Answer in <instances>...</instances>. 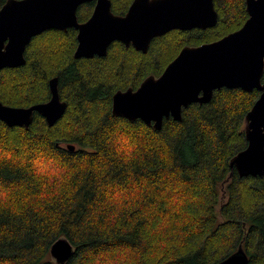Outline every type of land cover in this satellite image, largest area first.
Listing matches in <instances>:
<instances>
[{
    "label": "trees",
    "instance_id": "trees-1",
    "mask_svg": "<svg viewBox=\"0 0 264 264\" xmlns=\"http://www.w3.org/2000/svg\"><path fill=\"white\" fill-rule=\"evenodd\" d=\"M111 1L120 15L133 0ZM95 3L79 6V21ZM214 3L216 26L173 29L146 53L115 41L105 56L76 58L78 31L48 29L32 38L24 65L0 70L4 104L48 101L53 77L67 102L52 126L37 112L29 129L0 120V264H57L50 248L60 237L75 248L66 264H216L240 245L249 264H264V176L230 165L247 147L245 119L260 91L215 90L161 129L112 113L118 90L249 17L246 0Z\"/></svg>",
    "mask_w": 264,
    "mask_h": 264
},
{
    "label": "water",
    "instance_id": "water-1",
    "mask_svg": "<svg viewBox=\"0 0 264 264\" xmlns=\"http://www.w3.org/2000/svg\"><path fill=\"white\" fill-rule=\"evenodd\" d=\"M90 1L7 0L0 8V70L24 65L28 44L48 29L75 28V57L92 58L105 56L115 41L146 53L154 38L173 29H207L219 19L214 0H133L120 15L112 11L111 0H95L91 16L81 22L78 8ZM246 8L249 17L239 29L215 41L184 46L159 76L149 75L137 88L118 90L113 115L161 129L164 119L182 120L189 105L210 102L215 90L256 89L260 95L245 119L247 147L230 165L240 176H264V0H246ZM49 86L51 98L43 103L20 107L0 101V120L29 129L37 112L54 125L65 114L67 102L60 97L58 77L51 78ZM74 252L66 237L50 248L57 264H66ZM216 264H249V257L240 245Z\"/></svg>",
    "mask_w": 264,
    "mask_h": 264
},
{
    "label": "rangeland",
    "instance_id": "rangeland-1",
    "mask_svg": "<svg viewBox=\"0 0 264 264\" xmlns=\"http://www.w3.org/2000/svg\"><path fill=\"white\" fill-rule=\"evenodd\" d=\"M255 198V197H254ZM254 198H252V199H254ZM51 258H52V256H51ZM53 259V258H52ZM54 260V259H53ZM55 261V260H54Z\"/></svg>",
    "mask_w": 264,
    "mask_h": 264
}]
</instances>
